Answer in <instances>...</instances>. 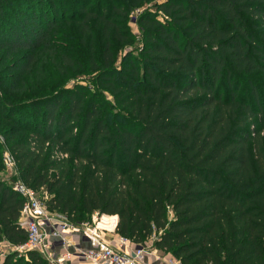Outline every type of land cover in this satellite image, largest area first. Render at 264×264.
<instances>
[{
	"label": "trees",
	"instance_id": "16d2710c",
	"mask_svg": "<svg viewBox=\"0 0 264 264\" xmlns=\"http://www.w3.org/2000/svg\"><path fill=\"white\" fill-rule=\"evenodd\" d=\"M17 181L183 264H264V0H0V264H49Z\"/></svg>",
	"mask_w": 264,
	"mask_h": 264
},
{
	"label": "built area",
	"instance_id": "2783aa9c",
	"mask_svg": "<svg viewBox=\"0 0 264 264\" xmlns=\"http://www.w3.org/2000/svg\"><path fill=\"white\" fill-rule=\"evenodd\" d=\"M141 11H137L139 15ZM6 165L15 168L10 155H6ZM14 190L24 198L21 224L28 234V241L18 251H36L49 264H144L145 248H133L135 245L128 239L117 234L118 217H108L106 226L100 220L82 224L70 223L67 218L50 214L46 201L47 195L30 189L21 181L14 184ZM40 194V193H39ZM73 232L81 235L82 241L88 244L83 249L81 244H75L69 237ZM109 235L111 237H109ZM74 249V250H73ZM165 264H183L181 260L171 258Z\"/></svg>",
	"mask_w": 264,
	"mask_h": 264
},
{
	"label": "rangeland",
	"instance_id": "374dc122",
	"mask_svg": "<svg viewBox=\"0 0 264 264\" xmlns=\"http://www.w3.org/2000/svg\"><path fill=\"white\" fill-rule=\"evenodd\" d=\"M136 21H137V18H136V14H133L131 17H130V23H129V25H130V28H131V30L133 31V33H134V35H135V37H136V45H135V48H138V47H140V45H139V37H140V33H139V28H138V26L136 25ZM78 49V55L80 56V57H84L85 56V51H84V49L82 48V47H80L79 46V48H77ZM128 52H132V50H129ZM122 56V54H120L119 55V57H121ZM50 66V67H49ZM41 67L46 71L45 73H46V77H45V79L44 80H42V84L41 85H35V83L33 84V86H37L38 88H40L42 91H47V90H56L57 88H58V84H60V86L61 85H63V86H61V87H64V84H66V88H71L73 85H74V83L75 82H79V80H81V79H74L73 77H71V78H67L66 77V81H65V79L63 78V77H61L58 73H57V71L55 70V68H54V66H52L51 64H46V63H42L41 64ZM15 76V75H14ZM13 76V77H14ZM73 78V79H72ZM253 78H255V76L253 77ZM84 79H86V80H89V77H87V78H84ZM13 81V80H12ZM65 82V83H64ZM36 93V92H35ZM35 93H33V94H35ZM28 96H30L29 94H26L23 98H22V101L23 100H25V99H27V97ZM110 99H112V98H110ZM18 104H20V103H22L21 101H16ZM16 169H13V168H10V167H7V170H6V173H4V174H1V178H3V179H5L6 181H8V180H10L11 178L12 179H17V176H16ZM40 192H38V195H39V197H41V193L39 194ZM50 213V212H49ZM50 214H52V215H54L53 217H56V214H53V213H50ZM105 216V215H104ZM103 217V215H100V214H98V213H96V214H94V215H92V216H90V217H88V220L86 221V222H93L94 220H100L101 218ZM110 217H112V216H110ZM109 237H111L110 235H109ZM6 246V247H5ZM4 246V244H0V263H2L3 262V258H4V255H5V253H7V251H8V248H7V246H9V245H5ZM136 246H134V248H135ZM143 248H145V254H146V256H148L150 253H152V251L155 249L154 248V246H153V241L152 240H150V241H148L147 243H145V245L143 246ZM2 249V250H1ZM157 254L159 255V256H163V255H165V254H162V253H160L159 251L157 252ZM154 256H156V255H154ZM153 256V257H154ZM171 258H173L172 256L169 258V259H167V261H163L162 263L163 264H165L166 262H168ZM157 259V258H156ZM156 261H158L159 263L161 262V261H159V259H157Z\"/></svg>",
	"mask_w": 264,
	"mask_h": 264
},
{
	"label": "crops",
	"instance_id": "0c3cea01",
	"mask_svg": "<svg viewBox=\"0 0 264 264\" xmlns=\"http://www.w3.org/2000/svg\"><path fill=\"white\" fill-rule=\"evenodd\" d=\"M71 239L72 242H74L75 244H81L83 249H87L88 248V244L82 241L81 235L78 234L77 232H73L71 234V237H69ZM8 245V244H4ZM6 247V246H5ZM8 251L10 250V247L7 246ZM134 248V247H133ZM2 250V249H1ZM74 250V249H73ZM7 251V252H8ZM158 250L154 249L152 251V253H150L148 256H145L144 258V264H163V261H167V259H169L172 255H163L162 257L159 256L157 254ZM156 255V256H154ZM154 256V257H153ZM159 259V261H161L160 263L158 261H156L157 259Z\"/></svg>",
	"mask_w": 264,
	"mask_h": 264
},
{
	"label": "water",
	"instance_id": "95a60500",
	"mask_svg": "<svg viewBox=\"0 0 264 264\" xmlns=\"http://www.w3.org/2000/svg\"><path fill=\"white\" fill-rule=\"evenodd\" d=\"M138 249H141V247H138Z\"/></svg>",
	"mask_w": 264,
	"mask_h": 264
}]
</instances>
